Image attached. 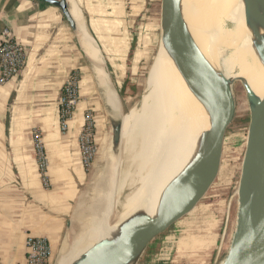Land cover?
Listing matches in <instances>:
<instances>
[{
  "label": "crops",
  "instance_id": "obj_1",
  "mask_svg": "<svg viewBox=\"0 0 264 264\" xmlns=\"http://www.w3.org/2000/svg\"><path fill=\"white\" fill-rule=\"evenodd\" d=\"M71 2L79 8L106 64L113 67L115 59L120 64L127 61L144 1ZM5 29L27 56L17 79L0 86V264H25L28 236L49 241L53 263L67 252L73 215L88 177L78 148L87 99L92 98L87 77L82 79L83 98L65 135L59 129L58 100L73 67L88 72L87 65L62 14L49 4L0 0V37ZM35 131L42 136L47 158L46 186L33 149ZM206 208L197 209L204 213ZM68 221L71 230L65 239Z\"/></svg>",
  "mask_w": 264,
  "mask_h": 264
},
{
  "label": "bare ground",
  "instance_id": "obj_2",
  "mask_svg": "<svg viewBox=\"0 0 264 264\" xmlns=\"http://www.w3.org/2000/svg\"><path fill=\"white\" fill-rule=\"evenodd\" d=\"M70 3L71 13L83 33L82 47L98 65L96 69L92 67L97 85L105 104L116 113L117 100L102 75L104 62L100 51L86 30L79 8L71 0ZM180 10L191 38L221 82L240 80L264 101V64L256 50L257 46H264V30L245 14L244 1L180 0ZM259 12L264 16L260 6ZM232 98L235 115L233 93ZM122 123L119 162L113 177L118 178V193L131 191L119 203L113 226H107V215L95 219L98 225L86 236L72 237L73 248L68 246L67 255L57 264H73L92 245L116 239L120 229L136 217H157L171 184L192 163L196 144L210 128L205 106L162 44L149 67L139 106L126 113ZM96 168L94 164L92 171ZM105 174L92 182L98 205L92 207L93 203L85 201L80 204V208L87 206L93 217L103 212L101 193L105 195L109 183Z\"/></svg>",
  "mask_w": 264,
  "mask_h": 264
},
{
  "label": "water",
  "instance_id": "obj_3",
  "mask_svg": "<svg viewBox=\"0 0 264 264\" xmlns=\"http://www.w3.org/2000/svg\"><path fill=\"white\" fill-rule=\"evenodd\" d=\"M35 1L60 11L84 59L91 69H96L98 65L82 47L83 33L71 13L69 1ZM243 1L245 14L264 30V16L259 12V6L264 10V0ZM158 26L159 46L162 44L186 83L199 96L209 114L210 128L196 144L197 153L192 163L171 184L157 217L134 218L120 229L116 239L92 245L73 264L137 263L154 241L200 206L219 176L224 142L234 115L232 85L237 81L223 84L202 56L182 17L180 0H160ZM89 36L93 39L91 34ZM256 50L264 64V46H257ZM101 58L104 62L102 75L117 100L116 113L106 104L111 135L107 155L116 164L121 149L122 118L126 114L102 55ZM95 79L97 82L96 76ZM242 86L250 105V121L237 188L235 228L222 264H264V101L257 98L249 86ZM70 230L71 221H68L65 239ZM67 253L59 254L51 264H57Z\"/></svg>",
  "mask_w": 264,
  "mask_h": 264
},
{
  "label": "rangeland",
  "instance_id": "obj_4",
  "mask_svg": "<svg viewBox=\"0 0 264 264\" xmlns=\"http://www.w3.org/2000/svg\"><path fill=\"white\" fill-rule=\"evenodd\" d=\"M143 1L145 8L133 28L134 42L129 53V59L127 61L122 59L121 64L118 59H115L113 67L107 65L120 95L125 114L133 107L139 106L145 89L147 73L157 55L160 41L158 26L160 0ZM80 54L83 56L81 52ZM85 62L88 72L80 71L77 66L73 68L79 72L80 101L83 98L82 79L86 76L88 80L87 90L91 92L92 98L87 99L90 104L86 112L90 113L95 121L96 155L92 164L89 167H84L88 177L73 215L69 249L73 248L74 239L72 237L86 236L98 225L95 219H103V216L107 215V224L113 226L120 211L119 203L131 191L126 189V191L123 190L124 192L118 193V178L117 176L113 177V172L117 169L119 161L115 164L107 155L111 140L108 120L109 109L97 86L93 68L91 69L86 60ZM117 75L119 80H117ZM242 84L240 80H237L232 86L235 115L226 134L219 176L200 204V206H207L205 212L202 213L196 209L181 222H178L168 233L154 241L135 264H222L235 228L237 188L250 121V105ZM97 124L101 128L99 131ZM66 133L61 132L63 135ZM101 145L103 155L100 154L99 156ZM100 157L101 160H99ZM94 164L97 168L93 172ZM104 174L109 176L105 195L103 192L101 193L105 197L100 195L103 199L105 198L104 202L103 199L101 200L105 204L103 212L94 218L93 214L88 212L87 206L80 208V204L85 201V204L91 205L93 203L92 207L98 205L96 201L98 197L95 198L92 182ZM89 222L90 225H88Z\"/></svg>",
  "mask_w": 264,
  "mask_h": 264
},
{
  "label": "built area",
  "instance_id": "obj_5",
  "mask_svg": "<svg viewBox=\"0 0 264 264\" xmlns=\"http://www.w3.org/2000/svg\"><path fill=\"white\" fill-rule=\"evenodd\" d=\"M25 48L15 39L9 29H5L0 37V86L8 84L20 75L26 61ZM79 72L71 70L63 85L58 100L59 129L68 132V125L80 103L81 85ZM95 121L91 114L85 112L82 118L81 133L78 138V148L83 167H89L96 155ZM33 149L36 156L38 171L43 184L46 179L47 158L45 155L42 136L38 131L33 132ZM51 246L46 238L28 236L26 239L25 264H51Z\"/></svg>",
  "mask_w": 264,
  "mask_h": 264
}]
</instances>
